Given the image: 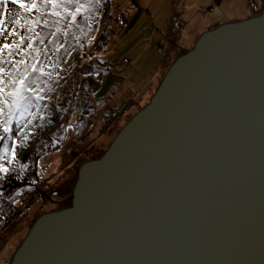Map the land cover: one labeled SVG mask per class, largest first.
I'll use <instances>...</instances> for the list:
<instances>
[{
  "label": "water",
  "instance_id": "obj_1",
  "mask_svg": "<svg viewBox=\"0 0 264 264\" xmlns=\"http://www.w3.org/2000/svg\"><path fill=\"white\" fill-rule=\"evenodd\" d=\"M5 264H264V10L201 32Z\"/></svg>",
  "mask_w": 264,
  "mask_h": 264
},
{
  "label": "rangeland",
  "instance_id": "obj_2",
  "mask_svg": "<svg viewBox=\"0 0 264 264\" xmlns=\"http://www.w3.org/2000/svg\"><path fill=\"white\" fill-rule=\"evenodd\" d=\"M248 1L224 0L220 5L215 0H73L54 8L43 3V0H37L36 8L31 12H25L18 4H0V11L7 9L4 11L5 31L4 35H0V46L5 43L19 45L0 53V67L5 70L7 90H11V81L18 80L27 72L29 81L39 77L37 84L42 89L39 95L44 97L38 106L34 102V106L28 110L35 113L34 118L25 113L24 122L19 127L12 123L13 139H8L7 144L11 148L15 141L17 158L40 141L44 144L54 142V145L57 141L59 145L46 152L39 163L41 177L37 184L48 194L46 200L40 197L23 217L14 219L3 228L0 262L2 258L13 255L39 213L58 208L69 201L83 159L103 154L120 128L150 101L177 56L195 44L201 34L197 36L198 32L214 25L221 16L227 15L230 20L231 17H248ZM77 7H80V12L73 18ZM175 14L184 21L179 36L171 30ZM119 15H125L127 22L123 18L117 19ZM17 19L19 23H15ZM107 20L110 27H116V33L102 52L93 54V50H89L90 45L101 35ZM13 29L16 34L10 35ZM9 51L13 53L11 56L8 55ZM92 57L108 62L110 77L106 81L105 101L119 107L112 121L105 127L98 123L84 142V149L69 159L67 148L75 140L73 129L79 118L74 116L65 124L64 108L69 106L74 93V77L78 67L90 62ZM125 58L128 60L125 61ZM34 64L48 75L32 71ZM109 80L112 85H117L115 92H110L112 86L107 84ZM83 89L82 86L81 91ZM98 107L99 103L96 109ZM28 120L31 123L25 127ZM25 135L28 139L21 144ZM4 143L0 140V148ZM4 182L5 179L0 180L1 185Z\"/></svg>",
  "mask_w": 264,
  "mask_h": 264
},
{
  "label": "trees",
  "instance_id": "obj_3",
  "mask_svg": "<svg viewBox=\"0 0 264 264\" xmlns=\"http://www.w3.org/2000/svg\"><path fill=\"white\" fill-rule=\"evenodd\" d=\"M258 1L259 3L262 2V5L260 6L259 4V7L258 5L256 6ZM248 5L252 8V15L259 14L264 9V0H249ZM121 18L127 22L125 15L122 17L119 15L117 17L119 20ZM177 22V18L174 15L171 30L178 29L179 32L181 26H179ZM116 30V27L112 28L109 26V20H107L106 27H104L101 35L90 45L91 48L89 50H93V54L96 51L102 52L104 47H107L109 40H111V36L115 35ZM92 58L90 62L87 61L78 67L74 77V93L70 98L69 106L67 105L64 108L65 117L63 122H65V124L69 123V119H72L74 116H78L79 118V120L75 122L76 127L73 129L75 131V140L67 148V157L69 159L77 156L79 152L84 149V142L89 138L98 123L102 127H105V125H108L112 121L119 107L117 106L118 104L110 105L105 101L106 81L110 77V66L108 62L98 57ZM107 84L112 86L110 92H115L117 85H112L111 80H109ZM82 86L84 89L81 91ZM94 99L99 103L98 109H96L98 103L94 101ZM53 143L54 142H51V144H44L41 141L35 143L30 148L26 149L21 158H17L18 163L14 162L11 164L10 168H13L14 171L9 172L4 177L6 182H4L3 185L0 184V193H2V195H0V235L5 226H8L14 219L18 220V218L23 217L28 212L29 208L38 202L40 197H42L44 201L46 200L47 193L37 184L41 177L39 163L46 152L50 151L52 148L59 147L57 141L56 145ZM86 159L88 158H84L83 161ZM21 164H26L28 167L21 170L19 167ZM17 176L20 178L17 179ZM26 233L23 235L22 239ZM10 256L8 258H2L0 264L8 263Z\"/></svg>",
  "mask_w": 264,
  "mask_h": 264
},
{
  "label": "snow or ice",
  "instance_id": "obj_4",
  "mask_svg": "<svg viewBox=\"0 0 264 264\" xmlns=\"http://www.w3.org/2000/svg\"><path fill=\"white\" fill-rule=\"evenodd\" d=\"M73 0H43V3L50 4L54 8L58 6L60 3H72ZM78 2V0H76ZM9 3L18 4L21 9L25 12H31L34 8H36L37 0H0V4L7 5ZM7 9H4L6 11ZM67 10V9H66ZM4 11H0V35H4L5 31V21H4ZM80 12V7H77L75 12L72 14L73 18L75 15ZM58 15V13H56ZM15 23H19V19L15 21ZM15 29L10 33V35H15ZM23 37H21V41ZM13 47L18 48L19 45H11L8 43L0 46V53H3L4 49H12ZM31 47V45H29ZM13 53L9 51L8 55L11 56ZM20 63H24V61H20ZM4 68L0 67V140H3L4 146L0 148V180H3L4 177L11 171H14L13 168H10L9 165L17 162L16 157V144L15 141L11 148H9L7 144L8 139H13L11 136L12 132V123L15 122L17 127L24 122L25 113L29 116L35 117V113H31L28 110L34 106H38L39 101L44 99L43 96L39 95V85L37 84V80L39 77L35 79L28 80L27 72L23 74L18 80L11 81L12 87L11 90H7L5 78H4ZM32 71H40L43 75H48L43 72V69H37L36 65H32ZM32 85H36L34 88ZM5 107H7V112L5 111ZM46 107V105H45ZM31 120H28L27 123L24 124L27 127V124H30ZM23 131V129H21ZM28 139V136L25 135L21 144ZM21 170L26 169L28 166L26 164L19 165ZM20 177L17 176V179ZM2 195V193H0Z\"/></svg>",
  "mask_w": 264,
  "mask_h": 264
},
{
  "label": "crops",
  "instance_id": "obj_5",
  "mask_svg": "<svg viewBox=\"0 0 264 264\" xmlns=\"http://www.w3.org/2000/svg\"><path fill=\"white\" fill-rule=\"evenodd\" d=\"M218 4H220V5H222V3L224 2V0H215ZM259 1L256 3V6L258 5V7H259ZM249 12H250V14L249 15H252V8H250L249 9ZM249 15H247V16H249ZM175 17L177 18V23H178V25L179 26H181L182 24H184V21L182 20V17L181 16H178V15H176L175 14ZM232 19L231 20H236L237 18L236 17H231ZM239 18V17H238ZM243 18V17H242ZM241 18V19H242ZM226 20H230V18H228L227 17V15H225L224 17H220V19H218V21H216V23L214 24V25H212V26H208V27H204L203 29H201L199 32H198V34H197V36L201 33V32H203V31H205L207 28H210V27H213V26H216V25H218L219 23H221V22H224V21H226ZM180 21H181V25H180ZM172 32H174V34L176 33V36H179L180 35V31L178 32V29H174V30H172Z\"/></svg>",
  "mask_w": 264,
  "mask_h": 264
},
{
  "label": "bare ground",
  "instance_id": "obj_6",
  "mask_svg": "<svg viewBox=\"0 0 264 264\" xmlns=\"http://www.w3.org/2000/svg\"><path fill=\"white\" fill-rule=\"evenodd\" d=\"M263 10H264V9H263ZM263 10H262V11H263ZM224 22H225V21H224ZM221 23H222V22H221ZM219 24H220V23H219ZM216 26H217V25H216ZM214 27H215V26L210 27V28H207V29H211V28H214ZM207 29H206V30H207ZM150 99H151V98H150ZM35 219H36V218H35ZM33 222H34V221H33ZM32 224H33V223H32ZM32 224H31V225H32ZM30 227H31V226H30ZM30 227H29V228H30ZM28 230H29V229H28ZM27 232H28V231H27ZM22 240H23V239H22ZM20 243H21V242H20Z\"/></svg>",
  "mask_w": 264,
  "mask_h": 264
},
{
  "label": "built area",
  "instance_id": "obj_7",
  "mask_svg": "<svg viewBox=\"0 0 264 264\" xmlns=\"http://www.w3.org/2000/svg\"><path fill=\"white\" fill-rule=\"evenodd\" d=\"M124 60H125V61H127L128 59H127V58H125Z\"/></svg>",
  "mask_w": 264,
  "mask_h": 264
}]
</instances>
